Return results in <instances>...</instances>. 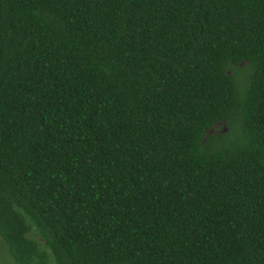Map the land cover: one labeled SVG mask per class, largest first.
Segmentation results:
<instances>
[{
  "label": "trees",
  "instance_id": "obj_1",
  "mask_svg": "<svg viewBox=\"0 0 264 264\" xmlns=\"http://www.w3.org/2000/svg\"><path fill=\"white\" fill-rule=\"evenodd\" d=\"M0 238L264 264V0H0Z\"/></svg>",
  "mask_w": 264,
  "mask_h": 264
},
{
  "label": "rangeland",
  "instance_id": "obj_2",
  "mask_svg": "<svg viewBox=\"0 0 264 264\" xmlns=\"http://www.w3.org/2000/svg\"><path fill=\"white\" fill-rule=\"evenodd\" d=\"M219 125H221V129L220 130H226V126L222 125L221 122L219 123ZM6 244L5 242L0 238V264H6V260L4 258H7L6 255ZM5 260V261H4ZM12 264H15L13 263V261H11Z\"/></svg>",
  "mask_w": 264,
  "mask_h": 264
}]
</instances>
